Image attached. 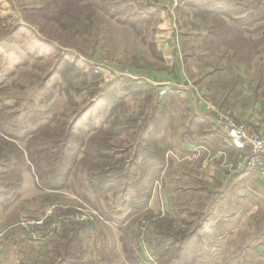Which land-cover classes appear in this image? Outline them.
<instances>
[{
	"label": "rangeland",
	"instance_id": "374dc122",
	"mask_svg": "<svg viewBox=\"0 0 264 264\" xmlns=\"http://www.w3.org/2000/svg\"><path fill=\"white\" fill-rule=\"evenodd\" d=\"M203 1L212 0H0V181L17 176L1 174L13 166L7 157L16 160L15 148L29 158L44 185L40 190L51 192L43 196L26 174L24 196L39 194L43 201L13 226L1 225L0 240H8L4 235L11 227L27 234L20 223L45 215L51 221L73 216L53 235L81 223H103L110 205L125 224L120 239L127 243L122 258L128 264H138V247L144 264H264V200L254 182L243 187L232 176L255 171L258 178V171L237 167L241 153L229 154L224 160L230 166L223 170L222 160L200 153L201 147L178 150L181 135L193 126L191 102L213 127L211 116L219 109L230 108L237 120L231 105L219 102L224 87L211 89L213 103L204 99L214 77L233 91L245 80L257 79L264 87V2L255 18L243 21L241 14L253 16L249 8L227 6L224 12ZM154 145L166 148L164 159L157 169L145 170L142 190L143 148ZM182 160L183 183L167 165ZM121 162L131 169L129 187L123 185L127 170L118 171ZM220 171L222 180L195 181V174L219 177ZM104 180L108 191L101 188ZM146 206L149 211L139 214ZM128 211H138L132 222ZM223 219L227 231L217 239L223 232L206 225ZM102 225L106 236H113V227ZM27 244L20 248L22 258L10 249L7 264L15 258L19 264L35 262ZM67 262L62 264H74Z\"/></svg>",
	"mask_w": 264,
	"mask_h": 264
},
{
	"label": "crops",
	"instance_id": "0c3cea01",
	"mask_svg": "<svg viewBox=\"0 0 264 264\" xmlns=\"http://www.w3.org/2000/svg\"><path fill=\"white\" fill-rule=\"evenodd\" d=\"M161 48L164 49V45L161 44ZM214 79H216V81L213 80L208 85L209 96H206L204 99L209 100L211 102L213 99L217 100V98L212 95L211 89H213L216 85L224 87V92L222 93V97L219 98V102H223L224 104H227L229 106L231 105V107L235 110L236 118L238 121L244 123L245 125L253 124L257 129H259L260 133H264V87L262 86V84L257 79L251 80L250 82L249 80H245L242 85L238 86L233 91L230 89L231 85L228 82L218 80V78L215 77ZM190 91L191 90H188V92ZM191 95L196 101L197 97L194 95L193 91H191ZM199 101H202V97L200 98V95ZM191 103L193 104L194 108L192 119L193 126L188 129L185 135H181V137H183V144H178L181 146V148L177 149L184 152V149L190 151L191 147H201L202 150L200 153H202L204 150L205 152L210 154V159H221L222 161L220 162V167L223 170L227 169L228 166H230V164H227L228 166L225 165V162H227L225 160H229L228 155L230 154L233 158L234 154L237 156L238 153H240V149L235 146L231 147L225 141L219 130L212 126L210 119H207V117L201 112L197 113L195 111L196 102ZM188 106L190 107V105H187V107ZM167 165H171V167L174 168L173 173H176L175 178H180L179 181L183 183L185 181L183 174L178 172V170H181L184 166L183 160L169 161ZM211 168L218 169V166H213L211 164L210 169ZM223 172H219L221 174L219 177L218 175H215L214 177H209L206 174L204 176H200V174L203 175V173L200 172L199 175L195 174V178H197L195 179V181L199 182L200 179L222 180ZM26 174H30L33 176L35 185L39 193L44 194L43 196L51 195V192L49 191L40 190V187L37 186L36 177L34 176L32 170H24L23 179H21L19 190L15 197L10 202L5 204L4 199L0 198V226L4 224L13 226L14 223L19 220L21 214L28 213L27 211L31 212L41 206V203L43 201L41 197L43 196L39 197V194H37L32 195L31 198H27L22 192ZM232 176L234 177V182L237 181L243 187H247L246 183L249 181L254 182V184L258 186V191L256 192V194L260 196L262 200H264V179L260 176L257 178L255 171L252 172V175L246 172L239 171L233 173ZM148 205L150 206L149 208H151L150 203ZM108 208V215H112L113 211L111 209V206L109 205ZM147 211H149L148 206H146V208H142L139 214H145V212ZM127 213L130 217L128 222H132L130 221L131 216H136L138 211H128ZM102 224H105L107 226H109L110 224L113 227V236H106L107 233H104V226ZM225 224L226 223L224 222V219L223 221H215L212 224H207L206 229L208 231H215L217 226L219 228V231L223 232V234L219 235L217 238L221 239L224 237V234L227 231ZM15 228L16 227H11V230H9L4 235L5 237L7 236L8 240H0V255L4 256H0V264L8 263L7 257L11 255V253L9 252L10 249H12L13 251L16 249V254H20V248L22 247V249H25L24 245L28 246L27 243H29V248L34 249L32 250V252L34 253V256H36V261L32 264H45L49 261H53L56 258L59 260L60 264L68 263L67 261H71L74 264H128L127 261L122 258V254L125 255V252L127 251L125 250V252H123L122 246L124 247V243L121 242L120 239V235L122 234V231L125 228V224H121L120 219L116 217V211L111 218H104L103 223L99 221L96 223H81L72 227L71 229H67V234H51L46 237L43 241H41V243L44 242L42 243L44 245L42 247H35L33 245L34 243L32 244L31 242L32 239L27 234L21 235L16 231ZM10 232L12 234H10ZM101 232L103 233V235L101 234ZM18 235L20 238L18 237ZM25 236L26 238L29 237L31 240L28 239V241ZM59 240H63L64 242H66V245L63 243L62 245L58 244L60 242ZM68 243L71 244L70 247ZM134 250L137 252L136 263L144 264L141 263L138 259L139 250L141 249L138 247V249L134 248ZM97 252L98 255H96ZM18 258H22V255L20 254ZM15 264H19V261H17L16 258Z\"/></svg>",
	"mask_w": 264,
	"mask_h": 264
},
{
	"label": "built area",
	"instance_id": "2783aa9c",
	"mask_svg": "<svg viewBox=\"0 0 264 264\" xmlns=\"http://www.w3.org/2000/svg\"><path fill=\"white\" fill-rule=\"evenodd\" d=\"M173 1L177 2V0ZM165 91V89H162L160 92L163 93ZM205 105L207 108H212V103L210 102ZM211 119L225 141L229 145H233L240 149L241 154L236 162L237 167L240 169L245 167L254 169L258 171V175L264 179V134L256 131L254 127L239 123L235 119L230 108L229 110H216L214 116H211ZM83 209V212H87L90 217L91 213L89 209ZM92 212L96 215L95 211L92 210ZM72 218L73 216H62L57 221H51L48 216L45 215L26 219L22 221L20 225L25 228L27 235L32 241H43L49 235L59 231L63 225L70 222Z\"/></svg>",
	"mask_w": 264,
	"mask_h": 264
},
{
	"label": "trees",
	"instance_id": "16d2710c",
	"mask_svg": "<svg viewBox=\"0 0 264 264\" xmlns=\"http://www.w3.org/2000/svg\"><path fill=\"white\" fill-rule=\"evenodd\" d=\"M240 2H241L240 0H212V1H205V2L203 1V4H210V6L213 8V10L216 9V8H222V11H224V12H225L224 8L227 7V6L238 7L239 9H247V8H249L250 10H252V12L254 11V13L251 12V14H253V16H247V15H242L241 14L239 19L243 20V19L249 18V17H254L255 18L256 17L255 16L256 15L255 11H256V9L261 8L262 3L264 2V0H253L251 3H249V4L246 3L245 5L243 3H240ZM197 3H199V2H196V4ZM201 4H202V2H201ZM203 4H202V6H203ZM228 19H231L234 24H238L239 23V20H237L236 18L233 19V18L228 17ZM240 24H245V23H240ZM136 87L139 90L141 87L144 88V85L143 84L142 85L137 84ZM149 143H151V142H149ZM152 143L155 144L156 142H152ZM82 147H83V145L81 146V143H80V145L78 146V152L79 153H80V150H81ZM79 148H80V150H79ZM165 150H166V148L163 147L161 149L160 147H158L156 145H154L153 148L151 147L150 149H147L146 147L143 148V151H144L143 159H144V161L142 162L143 166L140 167V169L143 172V174L139 177V180H138L139 187L142 188V190L146 189L145 181L142 180V177H143V175H145V172H146L145 170L149 169V168L150 169H157V167H156L157 165L161 166L160 163H156V162L159 160V158H162V156H163L162 159H164ZM14 151H15L14 152L15 153L14 158L16 159L14 162H12V156L7 157L8 159H10L9 160V161H11L10 164H12L13 166L12 167L6 166V168H7L6 171H3V172L1 171V174L5 175V176L17 175L15 178H9L10 179L9 182H6L5 180L0 181V198L4 199V204L10 202L15 197V195L18 193L19 185H20V182H21L20 176H21L22 172L24 170H26V169L32 170L31 169L32 165L30 166L31 163L28 162L29 158H27V155L24 154V153L22 154L21 151H19L18 149H15V148H14ZM150 161H152V162L150 163ZM70 168H71V165L69 166L68 170H70ZM125 170H127V171H126V175L124 177V184L123 185H124V187H129L130 184H132V183H128L125 180H127V178L130 176L131 169L128 167L127 164L123 165V163L121 162V165L119 166L118 171L122 172V171H125ZM111 171H112V169H111ZM141 171H140V173H141ZM65 178L66 177L64 176L62 182L60 184L56 185V187H59V186L63 185V182H65ZM105 179L107 180V182H109L108 181L109 178H105ZM106 180L102 181V187L101 188H104V191H106L107 189L108 190L110 189L109 188L110 184L107 183ZM36 183H37L38 187L44 186L41 183H38L37 179H36ZM93 184L94 183L89 180V186L93 187ZM149 189H150V187L148 188V191H150ZM94 190L98 191V194H102L99 191L98 188H94ZM138 193H142V192L138 191ZM142 194L144 195V193H142ZM146 196L149 197V194L147 193ZM105 215H108V214H105ZM111 217H112V215H108L107 216V218H111ZM123 243H124L125 250L127 251V248H126V244L127 243H125V242H123Z\"/></svg>",
	"mask_w": 264,
	"mask_h": 264
}]
</instances>
